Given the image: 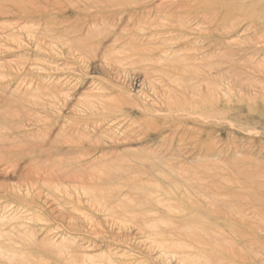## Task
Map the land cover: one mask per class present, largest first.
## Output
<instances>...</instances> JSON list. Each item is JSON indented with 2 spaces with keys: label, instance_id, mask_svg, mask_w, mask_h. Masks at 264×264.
Masks as SVG:
<instances>
[{
  "label": "rangeland",
  "instance_id": "rangeland-1",
  "mask_svg": "<svg viewBox=\"0 0 264 264\" xmlns=\"http://www.w3.org/2000/svg\"><path fill=\"white\" fill-rule=\"evenodd\" d=\"M0 1V264H264V0Z\"/></svg>",
  "mask_w": 264,
  "mask_h": 264
},
{
  "label": "bare ground",
  "instance_id": "bare-ground-1",
  "mask_svg": "<svg viewBox=\"0 0 264 264\" xmlns=\"http://www.w3.org/2000/svg\"><path fill=\"white\" fill-rule=\"evenodd\" d=\"M10 1V0H9ZM16 1V0H15ZM14 1V2H15ZM23 1V0H22ZM29 2L31 1V0H28ZM33 2H34V0H32ZM1 2V1H0ZM21 2V1H20ZM28 2V3H29ZM32 2V3H33ZM31 3V2H30ZM34 4V3H33ZM1 5V4H0ZM3 5V4H2ZM1 5V6H2ZM5 6H7V5H5ZM24 6H26V5H24ZM31 6H35V5H31ZM10 7V6H9ZM9 7H7V8H9ZM26 7H28V6H26ZM11 8V7H10ZM26 9H28V8H26ZM30 9V8H29ZM36 9H37V7H36ZM2 10V9H1ZM30 10H32V9H30ZM3 11V10H2ZM14 11V10H13ZM28 11V10H27ZM5 12H7V15L8 14H10L8 11H4L3 13L6 15V13ZM16 12V11H15ZM29 12V11H28ZM0 13H1V11H0ZM17 13H18V11H17ZM25 13H26V11H25ZM33 12H31V14H32ZM19 14V13H18ZM20 14H22V13H20ZM35 14V13H34ZM34 14H32V15H34ZM37 14V13H36ZM1 15H2V13H1ZM11 15V14H10ZM3 16V15H2ZM21 16V15H20ZM25 16V15H24ZM28 16V15H27ZM29 16H30V14H29ZM10 17V16H9ZM31 17V16H30ZM1 18V17H0ZM4 18V17H3ZM6 18V17H5ZM36 18V17H35ZM27 19H29L28 17H27ZM32 19V18H31ZM33 20V19H32ZM182 251V250H181ZM182 253V252H181ZM196 263V262H195ZM201 264V263H200Z\"/></svg>",
  "mask_w": 264,
  "mask_h": 264
}]
</instances>
